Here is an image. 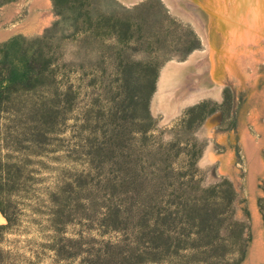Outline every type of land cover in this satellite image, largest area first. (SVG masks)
Returning <instances> with one entry per match:
<instances>
[{"label":"rangeland","instance_id":"rangeland-1","mask_svg":"<svg viewBox=\"0 0 264 264\" xmlns=\"http://www.w3.org/2000/svg\"><path fill=\"white\" fill-rule=\"evenodd\" d=\"M199 1L220 65L235 16ZM258 4L221 98L167 116L161 71L207 43L164 0H0L38 73L0 102V264H264Z\"/></svg>","mask_w":264,"mask_h":264},{"label":"bare ground","instance_id":"bare-ground-1","mask_svg":"<svg viewBox=\"0 0 264 264\" xmlns=\"http://www.w3.org/2000/svg\"><path fill=\"white\" fill-rule=\"evenodd\" d=\"M125 1L135 3L138 0ZM164 1L173 10L190 20L207 43V50L201 54H193L187 63H168L163 69L158 83V90L154 96V104L163 107L167 112V116H169L181 110L185 105L194 104L202 98L210 96L221 98L223 87L221 79L225 68L233 73L234 62L236 63L234 59L240 60L241 65L243 63L247 64L246 60L249 54L247 51L241 50L240 46L250 42L253 43L255 36H259L255 35L257 31L253 27L260 23L261 16L258 14L259 0H231L229 4L218 6L221 13H223V15L220 14L223 18L225 17L224 13L229 14L230 17L234 15L235 18L231 27L221 25L228 42L226 45L227 50L223 52L222 57L219 55L221 64L217 65L209 38L208 14L210 15V13L207 9L201 7L199 0ZM218 52L220 53V51ZM211 152L206 154L204 161L212 159L213 154Z\"/></svg>","mask_w":264,"mask_h":264},{"label":"trees","instance_id":"trees-1","mask_svg":"<svg viewBox=\"0 0 264 264\" xmlns=\"http://www.w3.org/2000/svg\"><path fill=\"white\" fill-rule=\"evenodd\" d=\"M35 62L21 35L14 36L3 44L0 52V102L7 93L29 87L38 79Z\"/></svg>","mask_w":264,"mask_h":264},{"label":"snow or ice","instance_id":"snow-or-ice-1","mask_svg":"<svg viewBox=\"0 0 264 264\" xmlns=\"http://www.w3.org/2000/svg\"><path fill=\"white\" fill-rule=\"evenodd\" d=\"M231 2V0H213V3L214 4H218V5H224L226 3H229ZM261 4H262V7H264V0H260Z\"/></svg>","mask_w":264,"mask_h":264},{"label":"water","instance_id":"water-1","mask_svg":"<svg viewBox=\"0 0 264 264\" xmlns=\"http://www.w3.org/2000/svg\"><path fill=\"white\" fill-rule=\"evenodd\" d=\"M135 2V1H134ZM163 71V70H162ZM162 71H161V73H162ZM161 76V75H160ZM160 79V78H159ZM157 87H158V84H157ZM196 103V102H195ZM182 110V109H181ZM181 110H179L178 112H176V113H180L181 112ZM204 157H205V155H204ZM203 157V158H204ZM203 158H202V160H201V163H204V160H203Z\"/></svg>","mask_w":264,"mask_h":264}]
</instances>
